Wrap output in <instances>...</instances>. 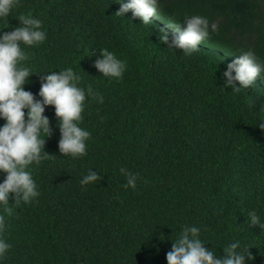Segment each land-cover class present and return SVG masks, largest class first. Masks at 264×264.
<instances>
[{
	"label": "trees",
	"instance_id": "trees-1",
	"mask_svg": "<svg viewBox=\"0 0 264 264\" xmlns=\"http://www.w3.org/2000/svg\"><path fill=\"white\" fill-rule=\"evenodd\" d=\"M117 2L19 0L0 21L4 32L21 13L42 21L46 39L21 43L35 99L43 77L64 67L91 87L78 122L90 133L83 156L60 153L54 106H44L49 156L31 166L38 195L17 204L10 192L12 215L0 205L11 245L0 264H167L171 240L193 226L214 259L239 241L245 264H264V228L249 217L264 223V73L238 92L234 71L223 75L241 49L264 59V0H158L161 18L147 25L131 9L117 16ZM191 15L217 30L186 55L167 21L182 29ZM105 48L126 62L118 79L94 66ZM91 173L98 181L81 185ZM134 173L136 187H124Z\"/></svg>",
	"mask_w": 264,
	"mask_h": 264
},
{
	"label": "clouds",
	"instance_id": "clouds-1",
	"mask_svg": "<svg viewBox=\"0 0 264 264\" xmlns=\"http://www.w3.org/2000/svg\"><path fill=\"white\" fill-rule=\"evenodd\" d=\"M117 3H120L115 12L117 16H123L131 9L133 17H139L145 25L150 23L149 17L161 18L158 0H130L129 3L118 0ZM18 6L19 0H0V21H7ZM18 20L19 26L11 31H0V120L4 121L0 124V173H4V179L0 181V205L4 206V212L8 215L13 212L8 207L10 192L13 193V202L17 204L21 201L28 203L38 195L31 166L49 156L43 151L45 138L50 132L48 118L42 115L45 105H53L58 118L61 134L58 148L61 154H71L72 157L85 155V141L90 136L88 131L78 126V122L85 108V92L91 91V87L80 86L81 76L72 67H64L58 73L44 76L38 92L39 100L24 89L27 78L36 72L23 63L28 59V54L21 43L26 47L39 45L46 39V33L39 18L21 13ZM167 27L179 33L173 44L186 55L195 52L197 45L206 42L210 33L217 30L216 24H210L207 17L200 15L186 16L182 29L172 20L167 21ZM159 39L167 40L163 30ZM240 52L223 72V75L229 76V71H234L235 75L230 76L228 81L239 82L234 92L252 86L256 77L264 73V59L259 58L252 49H241ZM100 54L94 66L105 76L120 78L126 62L107 48L102 49ZM258 126L264 130V120L259 121ZM98 179L95 173H91L84 176L80 184L87 185ZM136 179L137 174L129 175L124 187L135 188ZM249 217L251 223L264 228L257 215L250 212ZM5 227V216L0 215V232ZM198 234L197 227H182L175 239L171 240V249L165 253L167 264H245L246 258L249 261L252 259L248 248L239 241L224 249V257L214 259L213 250L203 247L204 240L198 238ZM10 247L5 239L0 238V260Z\"/></svg>",
	"mask_w": 264,
	"mask_h": 264
}]
</instances>
